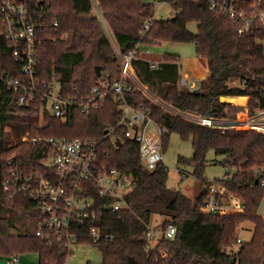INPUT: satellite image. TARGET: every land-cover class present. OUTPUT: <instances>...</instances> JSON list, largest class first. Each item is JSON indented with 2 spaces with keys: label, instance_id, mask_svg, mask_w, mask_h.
<instances>
[{
  "label": "trees",
  "instance_id": "obj_1",
  "mask_svg": "<svg viewBox=\"0 0 264 264\" xmlns=\"http://www.w3.org/2000/svg\"><path fill=\"white\" fill-rule=\"evenodd\" d=\"M24 3L41 25V41L36 47V71L40 82L54 78L66 95L90 92L101 79L120 78V65L99 20L93 16L89 0H15ZM179 11L166 18L155 17L144 30L153 8L145 0H98L102 16L118 49L124 53L137 42H193L197 56L206 61L208 72L197 90L182 92L177 84L179 66L176 54H166L154 66L145 59L132 62L134 75L147 91L170 104L177 113L164 110L138 89L118 95L109 92L99 106L88 112L71 108L66 119L42 112L40 103L17 104L18 94L0 86V256L18 257L36 253L37 264H62L72 249L58 240L54 230H45L47 240L27 228L17 227L21 218L35 223L45 219L37 201L25 191L14 190L13 165L20 161L25 172H43L42 160L50 150L47 139L81 138L99 141L98 160L108 167L132 176V189L125 196L127 207L113 210L108 199L90 189L94 202L90 209L95 217L84 225H73L81 232L75 242L94 245L101 253V264H264V218L258 206L264 196L260 174L254 169L264 165V132L246 128L208 127L186 119L182 113H194L221 120L235 119L244 105L222 97L248 98V109L264 108V29L252 28L239 33L232 21L218 16L209 8L208 0H166ZM239 8L248 9L252 0H231ZM56 23V24H54ZM195 24V32L189 29ZM13 44L0 35V71L20 75L13 61ZM232 80L238 83L232 85ZM127 104L143 107L148 117L162 129V152L169 135L176 132L190 139L191 157L178 161L191 164L193 175L201 180V190L189 197L179 189L169 188L160 179L166 168L160 163L147 169L141 162L139 142L127 138L120 124L114 131L117 147L102 139L106 125L116 126ZM39 139L36 142L21 138ZM108 149V154L104 150ZM222 155L220 163L233 168L214 183L222 184L245 205L243 213H203L208 185L203 168L208 150ZM11 180L9 189L3 182ZM257 180V182H255ZM22 183L21 180L18 184ZM164 216L163 228L171 224L174 234L163 236L154 247L143 239L151 215ZM254 224L248 240L237 241V227L243 222ZM90 226H98L103 237L94 241L82 235ZM164 252V254H162Z\"/></svg>",
  "mask_w": 264,
  "mask_h": 264
},
{
  "label": "built area",
  "instance_id": "obj_2",
  "mask_svg": "<svg viewBox=\"0 0 264 264\" xmlns=\"http://www.w3.org/2000/svg\"><path fill=\"white\" fill-rule=\"evenodd\" d=\"M89 1L93 16L99 20L113 45L121 74L118 80L111 82L104 79L99 80L88 94L72 96L64 94L60 83L54 78L49 82L38 80L36 47L41 41V36L38 35L41 24L34 19L30 9L24 3L15 0H0V35L13 44V61L18 66L17 70L20 71L18 76L10 71L1 70L0 86L18 94L17 104L31 106L38 102L41 113L49 112L64 120L71 108H77L81 112L96 109L109 92L120 96L133 89H138L142 93L147 92L134 75L132 62L141 58L154 66L157 61L148 59L146 56L150 48L147 44L137 42L122 53L107 28L98 0ZM163 1L166 0H145V3L154 10V7ZM208 3L209 8L215 14L227 21H232L239 33L247 32L252 28L264 29V0H252L248 9L235 6L231 0H208ZM178 12L174 9V15ZM155 17L152 15L150 19L144 21V30L149 28ZM156 42L158 41L152 40V43ZM175 62L180 69V62L178 60ZM231 83L235 85L238 81L232 80ZM177 84L182 92L193 91L192 82L184 72H179ZM247 104L248 98L246 105H242L239 115L232 120H221L189 112L182 113V116L201 125L219 127L222 132L230 127L264 132V108L256 107L250 111ZM147 113L143 107L133 108L125 104L120 122L116 126L106 125L102 139L108 140L110 144L117 147L116 141L120 136L114 131L120 124L125 123L127 128L123 131V135L139 142L142 164L147 169H154L159 163L164 165L160 145L162 129L155 124L156 133L146 132L148 123L153 122ZM21 139L33 142L39 140L28 138L27 135H23ZM47 142L50 150L41 162L43 172H25L20 168V161L8 160V163L14 167L10 173L15 180L14 190L27 192L32 199L37 201V207L41 212L47 216L37 221L35 234L50 240V234L44 231L54 230L58 234V240L64 241L70 250L72 243L81 235V232L74 231L73 225H84L87 220L96 215L95 211L90 209L94 202L89 193L91 187L96 185L98 194L109 200L107 207L119 210L127 207L125 196L132 189L133 180L131 175L99 162V141L97 140L62 137L50 138ZM108 152V149L104 150L105 154ZM254 171L260 174V185L264 188V165ZM19 180L22 183L18 184ZM10 184V179L3 182L6 189H9ZM244 209V203L237 196L228 192L222 184L214 182L208 185L203 203L200 205V210L206 214H239L243 213ZM174 230L171 224L163 229L151 228L148 225L142 237L152 245L163 236L171 238ZM82 235L94 241L104 236L98 226H90ZM237 241H243V239L238 237ZM7 264H12L11 260Z\"/></svg>",
  "mask_w": 264,
  "mask_h": 264
},
{
  "label": "rangeland",
  "instance_id": "obj_3",
  "mask_svg": "<svg viewBox=\"0 0 264 264\" xmlns=\"http://www.w3.org/2000/svg\"><path fill=\"white\" fill-rule=\"evenodd\" d=\"M153 15L158 18L170 17L174 15V9L168 2L163 1L154 7ZM188 27L191 31L195 32V24H190ZM109 42L113 48L111 41ZM147 46L150 48V52L146 56L156 61L162 60L166 54L178 55L180 60L179 62L182 64L180 72H186L194 84H199V78L197 76L194 78L191 77H193V74H197L199 71L205 69L207 65L205 60H202L197 56L196 47L193 42L160 41L156 43H148ZM145 90L147 91V88H145ZM143 93L164 110L174 114L177 113L175 109H170L166 104L162 103L163 101L161 102L159 98V100L156 99V96L151 93L149 94L148 91ZM226 99L227 98L222 97L221 100L229 101ZM244 101L245 99H243V102ZM232 103L235 104L233 99ZM244 105H246V101L244 102ZM238 113L237 115H239ZM146 132L148 134L157 132L154 122L148 123ZM192 154L193 148L190 139L184 140L178 133L172 132L169 135L166 146L163 150V163L166 168L165 175L157 176L159 179L160 177H164V179L160 180H163L162 182L167 187L179 189L182 193L189 197L196 195L197 192L201 190V180L197 179L193 175V165L181 163L178 159L180 156L186 158L191 157ZM222 157V155L216 154L212 149L208 150L202 175L208 183L215 182L216 179L222 178L228 172H233V168H228L220 163ZM258 214L264 218V196L259 203ZM166 218L157 213H153L148 225H150L151 228L163 229V221ZM16 225L17 227L20 226L21 228H27L31 231H35L37 223L24 217V219L21 218L18 220ZM253 227L254 224L252 222L247 221L241 223L237 227L238 237L243 240L250 239ZM159 239L160 238L153 242L152 245L150 244V247H154L158 243ZM70 248L72 249V253L66 256L62 264H101V253L94 245L86 242H73ZM9 260H11L12 264H37L38 256L36 253L19 254L16 259L15 257L11 258L0 256V264H7ZM187 263L188 260L186 259L184 264Z\"/></svg>",
  "mask_w": 264,
  "mask_h": 264
},
{
  "label": "crops",
  "instance_id": "obj_4",
  "mask_svg": "<svg viewBox=\"0 0 264 264\" xmlns=\"http://www.w3.org/2000/svg\"><path fill=\"white\" fill-rule=\"evenodd\" d=\"M148 59H150V58H148ZM151 60H154V59H151ZM178 61H180L179 59H177ZM156 61V60H155ZM160 61V60H159ZM158 62V61H157ZM206 62V61H205ZM181 64V63H180ZM181 67H182V64H181ZM179 72H180V69H179ZM207 72H208V68L206 67L205 69H203V70H201V71H199L197 74H193V77H191V78H194V77H198L199 78V81L200 80H202V79H204L205 78V76H206V74H207ZM184 73H186V72H184ZM187 74V73H186ZM192 82V81H191ZM192 85H193V90H197L198 89V87H199V84L198 85H196V84H194L193 82H192ZM225 98H227L226 100H229V102H231L232 103V99H239V100H242L243 101V99H245V101L247 102V98L244 96H240V97H225ZM242 98V99H241ZM156 99H158L157 97H156ZM159 100V99H158ZM244 101V102H245ZM162 102V101H161ZM162 103H164V104H166L167 106H169L171 109H175V108H173L170 104H167V103H165V102H162ZM235 105H237V106H240V107H242V105H238V104H235ZM176 110V109H175ZM177 112V111H176Z\"/></svg>",
  "mask_w": 264,
  "mask_h": 264
},
{
  "label": "water",
  "instance_id": "obj_5",
  "mask_svg": "<svg viewBox=\"0 0 264 264\" xmlns=\"http://www.w3.org/2000/svg\"><path fill=\"white\" fill-rule=\"evenodd\" d=\"M116 144L119 145V144H120V141L117 140V141H116ZM255 182H257V180H256ZM55 264H57V263H55Z\"/></svg>",
  "mask_w": 264,
  "mask_h": 264
}]
</instances>
